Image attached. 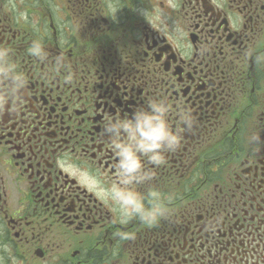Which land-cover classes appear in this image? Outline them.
Returning a JSON list of instances; mask_svg holds the SVG:
<instances>
[{
  "label": "flooded vegetation",
  "instance_id": "obj_1",
  "mask_svg": "<svg viewBox=\"0 0 264 264\" xmlns=\"http://www.w3.org/2000/svg\"><path fill=\"white\" fill-rule=\"evenodd\" d=\"M0 49V264H264V0H0ZM162 98L180 146L123 184L105 125Z\"/></svg>",
  "mask_w": 264,
  "mask_h": 264
},
{
  "label": "clouds",
  "instance_id": "obj_2",
  "mask_svg": "<svg viewBox=\"0 0 264 264\" xmlns=\"http://www.w3.org/2000/svg\"><path fill=\"white\" fill-rule=\"evenodd\" d=\"M14 10H15V6ZM17 20H26L27 14L17 11ZM30 56L37 59H44L47 53L43 44L39 40L32 41L27 49ZM9 51L0 49V78H7L11 81V94L15 96L21 89L26 87L27 81L21 73L15 71L14 65L7 61ZM7 95H0V112L7 104ZM171 111L170 105L165 99L150 100L147 108H140L133 112L131 118L124 120L116 119L113 123L108 120L105 125V133L113 138V148L118 161L115 164L117 178L123 184H132L149 179L150 177L143 172L142 157L147 158L153 165L159 166L165 163L163 153L175 151L181 143V131L173 130L168 121V114ZM179 123L184 128L193 127L194 118L188 112L179 113ZM123 134V139L121 135ZM61 162H58V167ZM107 191V189H105ZM119 196V191L116 192ZM149 195L158 199L160 194L152 190ZM124 206H131L129 217L137 216L143 222L155 224L164 212L158 206L153 212L145 217L141 215L143 203L137 202L132 198H125L121 201ZM121 224L127 223L126 219L118 221Z\"/></svg>",
  "mask_w": 264,
  "mask_h": 264
}]
</instances>
